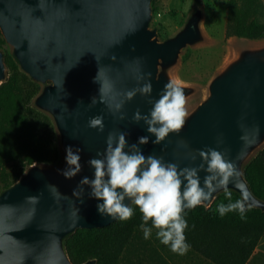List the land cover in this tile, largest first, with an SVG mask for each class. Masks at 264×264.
I'll list each match as a JSON object with an SVG mask.
<instances>
[{"label": "water", "instance_id": "95a60500", "mask_svg": "<svg viewBox=\"0 0 264 264\" xmlns=\"http://www.w3.org/2000/svg\"><path fill=\"white\" fill-rule=\"evenodd\" d=\"M152 1L0 0V34L8 46L7 51L0 47V86L9 77V54L38 86L31 105L49 117L59 153L57 163H31L0 192V264H74L66 238L77 229L101 228L118 219L102 218L96 208L102 201L80 184L85 176L94 178L88 160L100 158L109 133H128L129 145L148 136L149 143L139 145L143 154L180 168L202 162L197 150H227L239 173L227 191L240 199L247 191L246 207L264 211V199L244 176L247 163L264 148V39L235 37L229 56L205 84L180 82L175 71L184 51L215 42L203 28L204 1L194 0L181 24L164 38L154 24ZM149 81L151 95L137 92L128 99L129 91ZM169 82L184 89L186 124L153 144L147 125L133 122V115L137 110L147 115L149 101L159 99ZM97 115L103 116V132L88 127ZM67 146L83 149L82 171L73 179L61 174L68 167ZM206 174L199 173L201 184ZM222 193L215 191L203 206L209 208ZM79 264H95V259Z\"/></svg>", "mask_w": 264, "mask_h": 264}, {"label": "trees", "instance_id": "16d2710c", "mask_svg": "<svg viewBox=\"0 0 264 264\" xmlns=\"http://www.w3.org/2000/svg\"><path fill=\"white\" fill-rule=\"evenodd\" d=\"M226 10L227 37L264 39V0H226ZM5 61L9 77L0 86V192L31 163L52 164L59 159L49 117L31 105L38 86L19 71L9 54ZM244 176L254 194L264 199V148L247 163ZM230 193L232 202L240 199ZM222 202H229L226 192L209 208L202 205L185 210V235L191 245L186 255L204 263L245 264L264 237V211L248 207L244 219L238 211L221 217L217 206ZM131 207L134 215L127 221L117 219L107 226L77 229L69 235L65 245L72 262L95 259V264H170L165 253L178 254L160 243L156 229L152 239H145L140 228L142 213L136 205Z\"/></svg>", "mask_w": 264, "mask_h": 264}, {"label": "clouds", "instance_id": "9594fccd", "mask_svg": "<svg viewBox=\"0 0 264 264\" xmlns=\"http://www.w3.org/2000/svg\"><path fill=\"white\" fill-rule=\"evenodd\" d=\"M152 90L149 81L139 89L129 91L127 97L131 100L137 92L151 95ZM149 102L152 104L149 113L142 115L137 110L133 122L143 121L148 133L155 137L152 143L160 144L170 133H179L186 124L188 113L185 92L179 85L169 82L159 99ZM124 118L122 115L121 119ZM88 127L103 132V116L91 117ZM127 136L126 132L118 135L109 133L105 151L97 153L100 158L88 160V165L94 169V178L85 176L80 180V184L88 185L91 189V198L102 201L96 205L102 218L127 221L134 215L131 207L134 204L142 213L140 228L144 238L149 239L153 229H156L160 243L169 246L178 255L187 254L191 248L185 235L188 228L185 210L204 205L218 189H224L229 200L227 204L222 202L217 206L220 216L238 211L241 219L245 218L249 193L242 191V198L232 202L231 193L227 191L231 179L239 175L236 164L226 158L227 150H197L202 162L198 166L180 168L177 163L166 162L163 157L154 154L145 156L139 145L148 144V136L139 137L138 142L131 145L128 144ZM126 148L128 151H125ZM65 151L68 167L61 174L65 179H73L82 171L80 161L83 149L74 150L72 146H67ZM196 158V155L191 157L193 161ZM201 171L207 173L203 184L199 175ZM29 199L38 202L37 197ZM126 200L130 203L126 204ZM149 222L151 227L148 226Z\"/></svg>", "mask_w": 264, "mask_h": 264}, {"label": "rangeland", "instance_id": "374dc122", "mask_svg": "<svg viewBox=\"0 0 264 264\" xmlns=\"http://www.w3.org/2000/svg\"><path fill=\"white\" fill-rule=\"evenodd\" d=\"M193 1L155 0L153 5L154 24L158 26V33L162 38L181 24ZM203 1L205 4L203 28L215 42L210 45L187 48L184 51L179 67L175 71V76L180 82L205 84L215 69L229 56L228 44L232 39H235V37L225 35L226 0ZM0 39H3L1 34ZM0 47L8 50L4 40ZM150 239H152V235ZM167 253H165V257L168 258L170 264H213L204 263L195 257L189 258L186 254L171 256L170 250ZM247 264H264V237L260 240L256 252L250 256Z\"/></svg>", "mask_w": 264, "mask_h": 264}, {"label": "crops", "instance_id": "0c3cea01", "mask_svg": "<svg viewBox=\"0 0 264 264\" xmlns=\"http://www.w3.org/2000/svg\"><path fill=\"white\" fill-rule=\"evenodd\" d=\"M256 250H257V246H256V248L254 249V251H253V253L251 254V255H253L255 252H256ZM250 258V257H249ZM249 260V259H248ZM248 260H247V262L245 263V264H247L248 263Z\"/></svg>", "mask_w": 264, "mask_h": 264}]
</instances>
